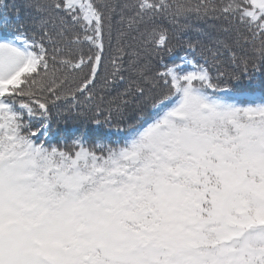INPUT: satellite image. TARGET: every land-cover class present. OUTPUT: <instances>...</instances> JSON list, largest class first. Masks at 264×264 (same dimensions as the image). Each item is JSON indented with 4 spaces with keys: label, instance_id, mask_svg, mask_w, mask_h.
I'll return each mask as SVG.
<instances>
[{
    "label": "snow or ice",
    "instance_id": "1",
    "mask_svg": "<svg viewBox=\"0 0 264 264\" xmlns=\"http://www.w3.org/2000/svg\"><path fill=\"white\" fill-rule=\"evenodd\" d=\"M28 7L31 36H0V264H264V96L222 88L219 58L233 52L236 83L264 72V0ZM193 16L212 29L180 63L154 65L176 47L169 27ZM126 31L139 33L132 52ZM126 55L136 79L97 101L124 83ZM85 93L97 126L133 102L144 115L123 139L50 142L51 109Z\"/></svg>",
    "mask_w": 264,
    "mask_h": 264
},
{
    "label": "trees",
    "instance_id": "2",
    "mask_svg": "<svg viewBox=\"0 0 264 264\" xmlns=\"http://www.w3.org/2000/svg\"><path fill=\"white\" fill-rule=\"evenodd\" d=\"M37 0H0V16L7 18V23L0 22V36H11L17 31H24L27 35L31 36L32 29L30 27L31 17L34 15V10L29 8L30 3H35ZM117 3H125L127 0H114ZM197 2V0H193ZM119 19V17H117ZM187 24V26H185ZM213 22L211 20L205 22L202 19H198L195 16L191 17L188 21L181 20L176 29L169 27L165 23V27H169V45H175L173 52L169 54L166 50L160 55L152 58V63L155 65L158 61L163 58V62L171 65L172 63H180V58L186 55V45L188 42L195 43L201 39L200 33L203 31H208L212 29ZM24 27H21V26ZM139 33L136 31H126L124 36V42L129 45L127 52H132L137 49L138 46ZM113 45H115V32L113 33ZM237 56H242L244 53L239 49H234ZM233 52L221 49L220 54V71L225 73L222 78L221 87L225 85L232 89L233 91H243L246 95L252 94L256 99V102H260L259 98L264 96V72H253L249 69L251 73V78H242L239 83H236L232 77L231 73L236 71L235 65L232 63ZM191 59V56L187 57ZM133 57L126 55L123 62V70L120 75L125 78L124 83H119L117 87H109L103 91L99 90V87L95 90V95L97 101L101 96L104 97L105 105L113 97H116L117 93L123 92L128 86V81L135 80L136 75L130 66V61ZM144 61L141 60V63ZM58 68L59 65H56ZM159 70V69H157ZM111 71V68L107 64V59L105 65L101 68L100 78L97 80V86H99L104 77L105 73ZM216 73L214 72L213 75ZM143 86L145 88L151 87L148 82H144ZM85 93L83 96L78 95L76 101H60L57 106L51 109L50 114V124L51 128L49 131L48 139L52 143H56L57 140L65 142V138L72 137L73 134L80 135L85 134L88 142L91 143H109L117 138L123 139L128 134L130 129L135 128L139 122L140 118L144 115L143 110L138 108L135 102L131 103L126 109L123 116H113L112 123H105L103 117L97 116L95 119L101 121L99 126L92 123L91 119H86L84 115H81L84 105L87 102ZM125 99L131 100L130 96H126ZM75 104V107H73ZM108 115L107 112L104 114ZM88 117H92V113H87ZM39 126V125H37ZM119 127L122 131L116 133V128ZM59 130V131H58ZM40 139H45L41 136Z\"/></svg>",
    "mask_w": 264,
    "mask_h": 264
}]
</instances>
